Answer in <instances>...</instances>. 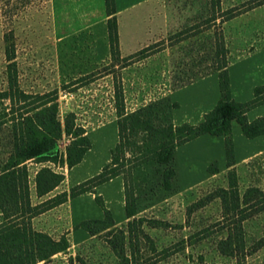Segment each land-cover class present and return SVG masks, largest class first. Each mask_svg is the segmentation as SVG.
Listing matches in <instances>:
<instances>
[{
	"label": "rangeland",
	"instance_id": "374dc122",
	"mask_svg": "<svg viewBox=\"0 0 264 264\" xmlns=\"http://www.w3.org/2000/svg\"><path fill=\"white\" fill-rule=\"evenodd\" d=\"M248 2L223 10L219 0H209L208 7L206 0H172L167 6L170 12L184 18L179 22L181 29H171L162 37L148 34L155 24L151 15L155 11L149 13L150 8L143 6L136 11L143 22L126 19L120 28V41L124 50L137 47L138 41L146 45L133 54L123 53L119 45L114 59L103 47L110 18L104 0H0V172L13 150L11 119L36 101L23 102L16 97L12 114L11 103L3 96L9 78L28 95L57 92V120L62 124L72 113L75 125L86 133L91 153L82 167L71 172L68 183H72L110 156L119 114L129 124L136 116L154 127H164L171 123L170 114L175 109V125L200 122L199 113L216 103L213 94L219 89L216 73L222 57L217 58L216 38L223 36V22L244 12ZM159 3L154 0V8ZM115 16L117 21L116 8ZM44 104L41 108L50 106ZM97 127L101 128L93 132ZM147 140L141 129L131 133L127 152L117 165L126 200L131 208L134 203V217L94 236L75 234L73 219L93 216V208L100 207L97 201L103 203L100 196L95 201L87 197L77 200L71 205L72 214L64 207L63 211L37 216L31 222L35 230L54 240L65 236L69 245L65 252L39 264H264V156L248 163L240 176L234 171L236 179L231 180L222 174L225 151L219 154L213 150L206 165L205 154L198 156L203 147L190 145L176 163L175 183L166 189L162 178L165 168L142 161L141 155L149 150L146 146L152 149ZM71 145L72 140L64 135L58 139L60 159H65ZM237 147V142L235 147L232 142L234 159ZM213 163L218 179L212 181L207 178ZM45 166L65 174L59 168L60 161L56 166L27 162L32 205L39 204L35 175ZM79 170L84 171L77 174ZM64 182L65 176L48 196L59 194ZM253 188L261 195L249 191ZM219 189L227 190L226 198H217ZM231 192L239 196L236 209ZM229 242L232 255L220 249L222 243ZM122 250L123 259L117 256Z\"/></svg>",
	"mask_w": 264,
	"mask_h": 264
},
{
	"label": "trees",
	"instance_id": "16d2710c",
	"mask_svg": "<svg viewBox=\"0 0 264 264\" xmlns=\"http://www.w3.org/2000/svg\"><path fill=\"white\" fill-rule=\"evenodd\" d=\"M107 16V34L110 46V54L116 59L118 56L117 45V21L115 16L114 0H104ZM264 4V0H250L244 12ZM243 13V12H242ZM238 14H233L230 18ZM229 18V19H230ZM217 58L221 56L218 68L219 100L211 111L203 116L200 123L196 125L181 124L174 126L170 123L164 127H154L149 122L139 117H132L130 124L123 114H119L117 120L118 142L110 152V161L99 174L84 183L74 186L69 192H62L32 205L30 202L27 162L51 163L56 166L60 161L70 169L79 164L83 156L90 149V141L84 130L75 125V117L72 113L64 117L61 124L57 120V92L47 93L41 96H32L21 92L15 79H8V91L3 96L12 105L14 99L19 101L29 99L36 100L29 105H34L29 110L19 113L11 119L13 150L0 172V264H39L49 261L53 256L65 252L69 245L65 236L54 240L48 234L36 231L32 227V220L47 211L58 207L79 195L91 192L97 186L121 176L117 168L121 155L127 152L131 133L137 129L143 130L148 138L149 146L147 152L141 157L143 163L153 162L165 170L162 172L163 183L166 189H170L171 182L175 177L172 166L173 152L176 147L181 146L197 137L208 135L212 137H223L224 151L227 167L233 166V150L230 125L235 121L245 138L252 139L264 135V118L248 122L246 113L264 103V87L254 90V97L246 103L235 102L230 95L229 81L226 69V54L223 36L216 38ZM37 102H40L36 104ZM48 108H41L45 104ZM37 106H36V105ZM131 126V127H128ZM129 128V129H128ZM64 135L72 140V145L66 153L65 159H60L57 152V141ZM60 159V160H59ZM59 160V161H58ZM210 174L217 173L215 164L208 167ZM159 173L161 171L159 170ZM228 179H236L234 169L227 172ZM64 176L55 172L50 167H41L35 175V194L38 198L53 192L62 184ZM230 190H233L230 188ZM256 196L261 195L260 190L253 188L249 190ZM228 195L227 190L219 189L216 196L224 199ZM233 209L239 206V196L231 192ZM224 201V200H223ZM104 213L101 220H85L79 223L75 229H81L94 236L114 226L111 214L104 208L101 201H97ZM128 204L125 195V216L128 219L134 217V203ZM129 223V222H128ZM220 249L233 254L232 243H222ZM117 256L123 259V250ZM119 257V258H120ZM124 262H127L125 259Z\"/></svg>",
	"mask_w": 264,
	"mask_h": 264
},
{
	"label": "crops",
	"instance_id": "0c3cea01",
	"mask_svg": "<svg viewBox=\"0 0 264 264\" xmlns=\"http://www.w3.org/2000/svg\"><path fill=\"white\" fill-rule=\"evenodd\" d=\"M171 1L172 0H164V1L160 0L158 6L154 8L153 6L154 0H115V8L117 15V38H118L117 42L119 43L118 47L120 45V50L123 53L126 54L137 53L146 45L145 42L142 43L141 41H138L137 47L124 50L122 48L123 42L120 41L121 25L125 26L126 19H131L132 17L134 18V21L137 22L141 21L142 19L139 18L140 16L136 11L141 10L143 6L150 8L149 13L155 11L151 14L153 16L152 21H154L152 23L155 24L154 25L152 24L151 29H148L149 31L148 34L150 36L153 37L167 36L168 32H170L171 29L173 30L181 29L179 22L181 21L182 18H184L183 14L180 15L178 13L170 12L171 10L167 6ZM248 1L250 0H219V4L223 10H227L234 7L235 5L243 4ZM206 3L208 7L209 0H206ZM127 15H130L131 17H127ZM121 20H122V24H121ZM142 22L143 21H141L140 23ZM138 27H139L138 24L134 26V28L132 27L133 32ZM221 32L224 38L223 40H224L225 49L227 50L226 69L228 74L229 91L231 98L237 103L249 102L254 97L255 88L264 87V4L254 7L246 12L240 13L239 15H236L224 21L221 27ZM103 47H105V49H108V51L110 52L107 28H106V33H104L103 35ZM208 76L210 75L204 76L201 79ZM213 95L215 96L213 97V99L215 98V102L217 103L219 100V89H218V93L215 92V94ZM216 103H213L214 105L209 104L207 106V109L201 110V112L199 113L200 122L202 121L203 116L209 111H211L213 107L216 105ZM174 110L175 109H172L170 114L171 123L174 126H177L175 125V123H173L172 120V113L174 112ZM260 118H264V103L258 105L257 107L249 110L246 113V119L248 122H253ZM114 125L117 134L116 122L114 123ZM101 127H97L96 129L93 130V132H96ZM230 129H231V137H232V142L234 143V147L236 145V142L238 144V147L237 149L235 148V159L233 158V166L229 168L227 167V165H225L224 171L222 173L223 178L230 169H234V171L240 176L243 172L242 169H244L248 163L259 157L264 156V135L257 136L252 139H247L245 138V136L241 131V128L235 121L231 122ZM117 142H118V136L116 139V144ZM240 144L242 146H240ZM190 145H195L199 148L201 146L203 147L201 149L203 151H201V153L198 156L204 157L205 154V160H207L206 165H208V163L211 162L212 160L211 154L213 150L214 151L217 150L219 154L220 151L222 150L224 151L223 137H212L208 135L197 137L181 146L176 147L173 152V159H172V166L175 171V177L173 179L174 183L177 176L176 163L177 164L179 163V157L180 158L181 156L184 157V155L187 154L186 150H188L187 148ZM241 147L244 148V152L241 151ZM90 153L91 150L87 151L86 154L83 156L82 161L70 169L67 168L65 163L62 166H59V168L63 170L65 173L64 189L61 190L60 193L67 192L74 186L84 183L87 180L93 178L94 176L99 174L102 168L105 165H107L110 161V156H108L105 159V161L101 163L93 171L91 172L87 171L85 175L83 174L84 176L83 175L77 176L75 177L72 183H68V177L70 176L71 172H73L76 169V167H82V165L85 163ZM83 171L84 170H79L77 174ZM207 179L212 181L218 179V174L217 173L214 175L210 174V176H208ZM48 195L38 198L35 194V197L37 201L39 200L38 203H40L45 199L53 197L55 194H52L51 196ZM96 196L102 197L105 209H107L111 214L112 221L115 226L121 225L125 223V221H127V218L125 216V185L123 179L120 176L99 185L98 187L95 188L94 193L87 192L73 199H68L66 203L58 207H55L47 211L46 213L39 215L38 217L42 218L45 215H49L50 213L54 214L56 212L63 211L65 209L64 207L67 208L69 207L71 210L72 209L71 205H73V203L76 202L77 200L87 197L90 200L92 199L93 201H95ZM71 214H72V210H71ZM103 217H104L103 210L100 207H98V208H93V216L91 217L80 216L76 220L73 219L72 223L76 228V226L82 221L101 220L103 219ZM35 219L36 218H34L32 221H34ZM76 233H80L82 237H85V235L86 237L89 236L88 233H86L81 229L78 230L76 229L75 234Z\"/></svg>",
	"mask_w": 264,
	"mask_h": 264
}]
</instances>
